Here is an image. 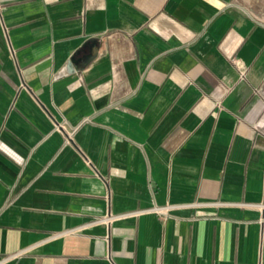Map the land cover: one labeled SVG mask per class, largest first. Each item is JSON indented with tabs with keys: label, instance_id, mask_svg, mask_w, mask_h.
I'll use <instances>...</instances> for the list:
<instances>
[{
	"label": "crops",
	"instance_id": "crops-1",
	"mask_svg": "<svg viewBox=\"0 0 264 264\" xmlns=\"http://www.w3.org/2000/svg\"><path fill=\"white\" fill-rule=\"evenodd\" d=\"M0 264H264V0H0Z\"/></svg>",
	"mask_w": 264,
	"mask_h": 264
},
{
	"label": "built area",
	"instance_id": "built-area-1",
	"mask_svg": "<svg viewBox=\"0 0 264 264\" xmlns=\"http://www.w3.org/2000/svg\"><path fill=\"white\" fill-rule=\"evenodd\" d=\"M56 129H57L58 131H63V132L65 131V127H64L63 125H58V126H56ZM72 136H73V133L67 135V142H68V143L71 142V140H72Z\"/></svg>",
	"mask_w": 264,
	"mask_h": 264
},
{
	"label": "water",
	"instance_id": "water-1",
	"mask_svg": "<svg viewBox=\"0 0 264 264\" xmlns=\"http://www.w3.org/2000/svg\"><path fill=\"white\" fill-rule=\"evenodd\" d=\"M97 48V44H94V45H90V50L91 52H93V50ZM94 58V53L93 54H90L89 57L87 58L88 61H91L92 59Z\"/></svg>",
	"mask_w": 264,
	"mask_h": 264
}]
</instances>
